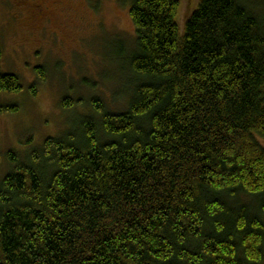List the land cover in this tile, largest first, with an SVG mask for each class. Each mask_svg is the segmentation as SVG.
I'll use <instances>...</instances> for the list:
<instances>
[{
  "label": "trees",
  "instance_id": "trees-1",
  "mask_svg": "<svg viewBox=\"0 0 264 264\" xmlns=\"http://www.w3.org/2000/svg\"><path fill=\"white\" fill-rule=\"evenodd\" d=\"M120 1L127 107L94 100L67 134L9 154L0 264H264L261 6L202 0L181 36L179 0Z\"/></svg>",
  "mask_w": 264,
  "mask_h": 264
},
{
  "label": "rangeland",
  "instance_id": "rangeland-1",
  "mask_svg": "<svg viewBox=\"0 0 264 264\" xmlns=\"http://www.w3.org/2000/svg\"><path fill=\"white\" fill-rule=\"evenodd\" d=\"M179 1L183 36L202 0ZM244 2L259 4L264 17V0ZM129 11L120 0H0V74L23 85L0 90V182L15 167L11 152L27 158L61 137L94 112V100L113 113L126 109L136 38Z\"/></svg>",
  "mask_w": 264,
  "mask_h": 264
}]
</instances>
